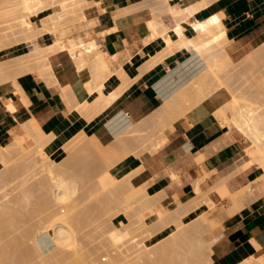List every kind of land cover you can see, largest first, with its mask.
I'll return each instance as SVG.
<instances>
[{
	"label": "crops",
	"instance_id": "1",
	"mask_svg": "<svg viewBox=\"0 0 264 264\" xmlns=\"http://www.w3.org/2000/svg\"><path fill=\"white\" fill-rule=\"evenodd\" d=\"M87 1H93L86 14L94 20L97 33L92 42L104 52L112 72L107 77L106 89L116 90L121 85L118 97L91 117L78 113L74 108L77 104L93 99L94 76L87 66L77 70L65 51H59L53 72L49 55L50 83L34 76L19 77L18 84L27 103L13 85L0 84V147L6 143L10 130L17 132L19 124L31 117L46 134L53 135L54 142L64 136L70 140V134L80 128L87 137H95L101 146H106L123 131L124 123L134 126L149 122L164 98L186 84L203 67L196 55L182 49L165 56L159 66L144 70L142 54L154 52L158 47L156 43L148 45L145 41L151 31L147 25L150 17L147 2ZM196 1L179 0L178 3L187 5ZM207 3L195 12L193 19L203 20L211 13L222 12L228 39L224 49L229 57L240 59L264 43V0H207ZM195 32L188 30L187 35ZM124 68L128 69L130 81L116 74ZM211 87L210 90L205 88L201 95H191L188 98L190 107L150 136L149 143L155 144V149L146 144L137 154L128 153L111 167L110 172L126 175L135 187L147 184L145 190L153 196L154 202L159 200L166 206H173L175 197L188 203L187 206L193 204L191 198L195 196L193 183L196 180H201L203 191L224 181L230 193L254 180L262 172L257 165L232 175L241 150L240 139L214 116L230 95L225 86L215 90ZM8 100L15 107L13 111L6 107ZM120 116L126 119L123 124L118 122ZM125 140L120 144L124 145L117 146L119 149L135 142L131 138ZM210 196L219 200L214 189ZM247 199L244 203L241 200L243 205L230 214L218 212L216 219L220 223L214 231L216 261L213 264H236L246 255L264 258V196ZM209 239L212 238L209 236ZM252 240L257 242L258 248Z\"/></svg>",
	"mask_w": 264,
	"mask_h": 264
},
{
	"label": "rangeland",
	"instance_id": "2",
	"mask_svg": "<svg viewBox=\"0 0 264 264\" xmlns=\"http://www.w3.org/2000/svg\"><path fill=\"white\" fill-rule=\"evenodd\" d=\"M58 1L59 0H0V84L9 83L10 85H12L11 83L12 79H17V81H20L21 78L19 77H24V76H34L38 79H44L46 82L50 83V79H52L50 78V75H49L51 74L52 76L51 67L48 69V67H46L47 65H45L47 53L45 54L46 51L45 49L43 51L42 47H44L45 44L53 40V35L46 34V33H39V32H29V33H23L25 31L20 32L19 30L21 29H19V26H18L19 25L18 19H20L19 17L21 13L32 11L34 12V14H37V15H33V13H31L29 14L30 15L29 19L30 21H32L34 25L39 26L40 19L44 15H47L49 13H54L55 12L54 10L58 12L57 9L59 8L56 9V5ZM81 1L82 2L84 1V2L82 3ZM78 2L80 4L82 3L81 6L83 8L81 7V9H77L75 13L73 12L75 15H72L74 16L73 18L71 17L72 20L70 19L69 14H63V17H61L62 20L63 18H65V16L66 17L69 16L68 18L70 20L68 18L67 19L69 21L65 19L67 23L64 20L65 24L57 28V36L61 38L63 41H67L69 38L68 43L69 41H73V40L74 42H76L78 37L81 38V40L79 38V41L85 42L86 38H87V41L89 40L92 41L93 37L97 36V33L94 32L95 22L93 19L88 18V15L86 14V9L91 4H93V1L78 0ZM61 10L62 9H60L59 11ZM63 10L61 12H63ZM147 12L149 16L151 17L149 10ZM160 19L162 20L165 26L168 27L170 25V22L166 20L168 19V14L166 12L165 13L162 12L160 16H158L156 19L154 20L152 19V23L153 24L155 23L153 26L155 28L156 38L148 40L146 36L145 41L147 42L148 45H151L152 43H156L155 46L156 47L158 46V47L157 48L155 47L156 51L154 52H150V53L145 52L142 54L141 59L144 61L143 65L145 64L150 65L154 62H156V65L161 64L165 56L175 52V51H171L174 48L173 41L172 43H170L171 41L169 43L166 41L163 42V39H162L163 34L160 32L162 28L161 24L163 23H160L159 21ZM149 22L150 21L148 20L147 21L148 26L150 25ZM83 35L85 36V38H83L84 37ZM74 37H77V38H74ZM94 47H95L94 49L95 51L98 50L96 49L97 48L96 45ZM59 56H60V52H54L53 54L49 56V60L52 65L53 72L55 70V66H56L55 64H57ZM230 59L231 60L229 62L227 61L228 63L224 61V63H226L225 64L226 67L222 66L224 67L223 69L225 68L228 69V71L223 70V69L222 71L223 72L227 71L225 75L227 77L228 76L230 77V78L229 77L227 78L228 80L230 79L229 83L226 82L227 79H226V76L223 75L224 73L221 74V71H220L221 75L219 74V72L218 74L222 78L224 76L225 81H222L220 76L217 75L218 79L220 78V82L217 83V80L214 79L216 80L214 82V85L212 83V81L214 80H212L209 85L212 84L211 86L212 87L215 86V89H216V87L220 86V84L221 86H223L222 84L223 82L224 86L227 88L229 92L230 97L233 94L235 95L234 98L238 97V99H236L238 101V102L236 101L237 103H240L241 105L247 103V105L250 104L252 108H256V110L259 109L262 111L264 109V106H263L264 104H262L263 107L259 108V106H261L260 103L264 102V44H262L257 50H254L253 52L241 57L240 59H233L231 57ZM88 65H85V67L86 66L88 67ZM125 70L128 71L127 68ZM90 73L94 76L92 78V84H93L95 82H98L100 79H104L107 81L108 75L111 74L112 72L110 70L107 71L103 69H100V70L96 69V70L90 71ZM116 74L120 76V71L116 72ZM5 76H7V80H4ZM120 78L125 81L127 80L126 78H123V77H120ZM225 83H227L226 85L229 87H227ZM103 84H105L104 81L102 85ZM209 85L208 87H210ZM101 87L102 86H100V88ZM200 87L202 88V86ZM120 88H121V85L118 89L110 90V91L117 93L120 91ZM204 89L205 88H202L201 91L199 89V91L202 93ZM230 90L232 91V94H230L231 93ZM238 91L241 92V95L240 93L237 94ZM91 95L94 96V93H92ZM238 95L241 96V98ZM74 108L78 113L85 114L87 115V117H91L97 112H100L102 110L101 109L102 106L100 105V103L94 102L93 100L91 101L84 100L81 103L77 104ZM227 109L229 108L227 107ZM227 111L228 110H226V115L230 116V112L229 111L227 112ZM154 117L156 116L155 115L152 116L151 120H149V122H146L144 124H142V122L134 126L131 124H128L129 125L128 127L131 129V131L125 132V130L123 129V131H121L120 134L116 136L114 141L108 144L109 148L107 147V145L106 147L101 148L102 146L99 143V146H96L95 148V149L98 148L96 151L95 149H93L94 151H92V147L90 149L91 151L89 149L87 150L86 148H84L83 150L84 154L80 152L82 151L80 150V148L83 149L81 144L84 141L87 142L88 137L82 132L80 128L75 130L72 134H70L69 137H72L70 138V140H66L67 138L64 136L62 137V139H58V141L56 140L54 142L53 135H49V137L51 136L50 137L51 139L49 138L48 143H46L45 145L46 147L40 154H38L39 152L37 151V145L35 143L34 136H31V135L28 136L26 130H24L21 126H19V129L17 132L10 130L9 131L10 138L8 137L6 139V141L9 142V145H8L9 147L7 145L6 146L3 145L0 147V209H1L0 216L2 217V218L0 217V219L2 220L1 221L2 224L5 223L3 224L4 228L3 226H1L3 230H1L2 234L0 233L1 234L0 236H3L4 238L2 239L0 237V264H50V263L51 264H76V263L77 264H100V263L107 264L108 260L110 264L111 262H113V257L116 255L119 256L120 255L119 253H121L122 258L123 257H126V258H124L121 261V259H115V258H121V256L119 257L116 256L114 258V261L115 262L117 260L121 261L120 263L117 261L116 262L117 264L118 263L119 264H122V263L150 264L151 259H152V262L154 261V259L156 261V258H155L156 248L154 247H158L157 245H160V244H155V243L161 239L162 241L165 240L166 238L163 239V237H166V235H164L160 239L159 237L155 238L156 235L154 237H150V239H140V241H136V238L141 236L142 233L145 232L146 228H149L151 227V225H153L151 224V223H154L152 222V218L156 219L157 216L158 217L161 216L162 218H164L165 214L167 215L169 214L167 213V211L165 212L166 209L168 210V212L170 211V214H171L172 209L179 207L180 203H185V202H181L175 197L174 199L175 201L172 202L173 206H166L164 204H160L159 200L158 201L156 200L155 206L159 205L158 206L159 208L160 206L161 208L163 207L165 209V210L163 209L164 212L158 209L155 210L156 208L154 206L150 209H145V211L143 212L137 213L136 211H138V208L141 204V203L139 204L138 202L143 201V198L147 196L148 198L153 197L152 195L150 196L145 190L147 184H144L139 187H135L133 184H131L132 188H128L131 186L127 187V185H130V180L127 176H125L126 177L125 178L124 174L122 173L115 175L110 172L111 167H113L117 162H119L128 153L137 154L138 152H140L146 147V144L148 146H151L153 149L156 148L155 144L151 145L149 143V138L157 130H159L160 128H164L166 126L165 123H167L168 120L166 117L165 118L166 122H164V117H160L159 119L158 117L157 119ZM220 123L223 126L227 127L229 131L237 133L239 136L241 150L237 154V159H236L237 164L234 165V170H233L232 175L239 174L238 172L243 170L242 167H244L245 163H247V161L251 159V156L248 154V150L249 148L251 149L252 142L249 139H247L243 134H241L233 124L222 123V122ZM76 131H78V134H75ZM123 137L127 140L128 138H131L132 140L135 141L133 144H131L132 145L131 146L132 148L130 147L131 149L127 147L121 150L117 147L118 146L116 145L117 141H119L120 139L122 140ZM53 142L55 145L52 144ZM114 145L117 147V149L116 147H114ZM88 151L91 153H89ZM92 152L94 153L97 152V153L92 154ZM94 155L96 156L97 159L93 158L95 157ZM97 155H100V157ZM26 156L27 158H25ZM98 158H101V160ZM49 162L53 166L52 167L50 165L52 168L51 173L49 170H46ZM101 162H103V164ZM43 164H46L47 167H45V165L43 166ZM252 165H257V164L253 163ZM53 173L57 177H59L60 175L63 176L62 179L65 178L66 182L73 184L72 186L74 188V191L73 192L71 191L70 192L71 194L69 193V195L63 201L62 200L60 201L63 203L54 204L55 203L54 197L50 195L51 194L50 184L52 181L51 177L52 175L54 176ZM122 176L123 178H125L124 179L126 180L125 182L122 181L123 180ZM262 178H263V175L262 173H260L254 180L248 181L247 184L241 185L239 188L237 187L231 191H233L236 194H239V198H242L243 203L246 200L248 201L247 197L250 195L251 196L253 195L252 197H256V198L257 196L258 197L262 195L264 196V187L262 185V181H263ZM119 179L120 180L122 179L121 180L122 184L118 183L117 180ZM72 181L75 183V185ZM116 183H118L119 185H123V186L126 184L127 185L125 187L120 186V188H117L119 187L118 185L117 187L114 188V185ZM112 185L114 189L112 188ZM198 185L199 186L201 185L199 180H198ZM125 188H126V191H125ZM213 189L214 191H216L219 197V200L213 199L210 196V191H212L211 189H209L208 191L207 190L203 191V189L200 186V188L198 189L200 193L199 192L197 193V191L195 192L194 190V194L197 199L194 198L195 196L192 197L191 199H195L197 201L201 200L202 202L200 201V203H198L199 202L198 201L195 206H193V204L191 203L190 211L192 214L190 213L189 215L186 214V216L181 217V220L183 221L184 225H187L191 218L199 216V214L201 213V210L204 211L203 214L205 215V220L200 221L202 223L203 228L199 236L203 238L204 240H210L209 239V236H210V238H213L215 242L216 236H215L214 231L216 227L218 226V224L220 223V221L218 222V219H216L218 212L228 214L231 211H235L239 209L240 207H238L236 203L229 198V196H220V192L215 187ZM135 190H136V195H134ZM244 191H246L245 194H244ZM118 194H119V197L121 196V198L117 197ZM124 195L126 197H124ZM51 198H53V200ZM123 198H125V201ZM136 198H138L139 201L136 200ZM245 198L246 200H244ZM131 199H133L132 204L130 203ZM128 200L130 201L127 203ZM195 200L193 201V203L196 202ZM51 202L57 206V209H56V206L52 207ZM207 203H210V204L207 205ZM45 204H46V207H45ZM47 204L51 205L50 207H52V209L49 206H47ZM126 204L128 205L126 206ZM227 204H230V205L228 206ZM47 207L51 211H48ZM53 208H54V211H52ZM68 208L71 210H68ZM2 209H4L5 211H3ZM55 210L60 211V212L62 210L60 214H64V212L67 213L68 211L71 212L73 210L72 215L75 220L73 224V229L74 228L75 229L73 231L74 234L72 235L75 237L73 238L70 237L69 239L65 241H61L62 244L61 242H57L55 238L52 237L53 235H52V230H50V227H51L50 225L46 223L41 224V223H44V221L42 222V217H44L45 221L46 219L48 220L50 215L53 213H51L50 215L48 214L49 217L48 215H46V213L55 212ZM44 211L45 212L47 211V212L45 213ZM161 212L163 213L164 216H162ZM45 215L47 216V218ZM134 217H136V219L139 218L138 220L140 221L136 220ZM119 221H120V224H122L121 226L119 224ZM8 222L10 225L8 224ZM27 222H29L30 224ZM57 222H60V221L57 220ZM124 223H126L125 224L126 226L129 225L128 227H130V225L133 227L132 229L128 228L129 235L127 233V236L125 234V231L126 232L128 231L126 230L127 227L123 226ZM12 225L14 229L12 228ZM10 226H11V229H10ZM6 227L7 228L9 227V228L7 229ZM122 227L126 229L124 230ZM210 227L211 228L213 227L212 228L213 231H211ZM113 228L117 234L119 232V235L122 236L121 239L126 237L123 242H120L123 239L117 242L118 246L116 243H114L109 238L108 231ZM28 229L31 230L30 231L31 233L27 232ZM26 232L30 234V236H28V234L26 235L25 234ZM7 233L8 235H6ZM132 236L135 239H132ZM135 236H138V237H135ZM10 237L11 239H9ZM108 238L110 240H108ZM1 240L3 241L5 240V241L2 242ZM131 240L132 241L134 240L135 242L133 243ZM142 240L143 242H141ZM148 240L152 242L148 243L147 242ZM110 241H112L113 244ZM136 242H139V245ZM178 242L176 241V243ZM181 242H180L181 245L177 244V246L175 245L176 243L174 242L172 243V246L175 245L174 247L177 251L171 245L170 246L168 245L167 248L172 247L174 249L173 252L176 251V253L174 252L176 256L181 255V254H177L178 250L180 253H182V255L185 253H186L185 255H188V252L191 251L189 247H192V245H189V247H187V244H190L189 242L188 243L185 242L186 244L184 243V245H183V242L182 243ZM11 243L12 244L15 243V245H13L12 247ZM127 243H129L130 245ZM158 243H161V242L159 241ZM149 244L151 245V247L149 246ZM153 244L155 245L153 246ZM169 244H171V242ZM8 245L10 246L8 247ZM36 245L38 246L39 249H36L35 247ZM140 245L144 249H146V247L151 248V249L149 250L146 249L147 252L144 253V251L146 250H144ZM136 248H139V249L136 250ZM172 248L170 250H167L166 257H169V258L172 257V259L175 258V260H177L176 258L178 256L176 257L175 255H173L174 256L173 257L170 254L172 252L171 251ZM188 249L189 251L186 252ZM108 251L109 252L111 251L110 257H109ZM112 254L113 255L116 254V255L113 256ZM138 254L141 257H139ZM148 254L149 256L152 254L151 255L152 257L151 256L149 257ZM142 255H146V257H143ZM211 256L213 259L210 261V263L213 264L216 261L214 243L212 246L211 253L207 254V257H211ZM256 256H259V255H252V256L246 255L244 256V258L250 261L251 264H254V263L258 264L257 261H259L260 264H264L263 261L261 262L262 258L259 259V257H256ZM125 259L126 260L128 259V260L126 261ZM147 259L150 261L148 262ZM184 261L185 260H182L183 264L188 263V262L184 263ZM239 261L240 260L236 261V263H238ZM153 264H157V262L155 263L153 262ZM177 264H181V263L179 262Z\"/></svg>",
	"mask_w": 264,
	"mask_h": 264
},
{
	"label": "bare ground",
	"instance_id": "3",
	"mask_svg": "<svg viewBox=\"0 0 264 264\" xmlns=\"http://www.w3.org/2000/svg\"><path fill=\"white\" fill-rule=\"evenodd\" d=\"M178 1L179 0H143V2H147V5H149L150 7H149V13L151 14V17H149L147 20H149L150 22V25H149V28H150V35L147 37L148 38V40L149 39H153V38H156L155 37V28H154V24L152 23V19L154 20V19H156L158 16H160V14L162 13V12H166L167 14H168V19H167V21H169L170 22V25L167 27V26H165L164 25V23L162 22V20L160 19L159 21H160V23H163V24H161V30H160V32L163 34V42H170V43H172V41H173V46H174V48H173V50H171V51H176V50H182V49H186V50H188L189 52H191L193 55H196L198 58H199V60L203 63V67L200 69V70H198L196 73H195V75L188 81V82H186V84H184L183 86L181 85V87H179V88H176L175 90H173L172 91V93L170 94V95H168L165 99H164V101H163V103L158 107V109H157V112H156V114H154L156 117H154V118H156L157 119V117H158V119L160 118V117H164V122H166V120H165V118L167 117V120H168V124H169V122H171V120L173 121V119H175V118H177V117H179V116H181V114L184 112V111H186L189 107H190V105L188 104V98L189 97H191V95H193V94H199V95H201V90H202V88H206L207 89V87H208V85L211 83V81L212 80H214V79H216L217 80V83H219L220 82V78L222 79V81H225V77L223 76V78H224V80H223V78L220 76L222 73H224L223 75H225V73L228 71V69H223L224 67H226V63H224V61L225 62H229L231 59H230V57H229V55L226 53V51H225V49H224V45L228 42V41H226V40H228L227 38H226V27H225V25H224V22H223V15H222V12L221 13H211V14H209V16H207L205 19H203V20H196V19H193V16H194V14H195V12L197 11V10H199L200 8H203L206 4H208L207 3V0H198V1H196V2H194V3H191V4H187V5H181V4H179L178 3ZM181 1V0H180ZM59 2V3H58ZM57 2V5H56V9L57 8H59V9H57L58 10V12L56 11V10H54L55 12L54 13H49V14H47V12H46V14L47 15H44L41 19H40V24H39V26L38 25H34L33 23H32V21H30V19H29V14H31V13H33V15H37V14H34V12H32V11H28V12H25V13H21L20 14V19H18V23H19V29H21V30H19L20 32H23V31H25V32H23V33H29V32H39V33H46V34H50V35H53V40L52 41H50L49 43H47V44H45L44 45V47H42V49H43V51H44V49H45V54H46V62H45V65H47L46 67H48V69L51 67L50 66V64H49V62H48V56L49 55H51V54H53L54 52H59V51H65L66 52V54H67V56H68V58L73 62V63H75L76 65L75 66H77V70H79V69H82V68H84L85 67V65H88V68H90L88 71L90 72V71H93V70H96V69H103V70H107V71H109V68H108V63H107V61H106V59H105V54H104V52L102 51V52H100L99 51V49L98 50H94L95 49V45H94V43L91 41V40H89V41H87V38H86V41L85 42H83V41H79V38L80 37H78V41L76 40V42H74V40L73 41H69V43H68V40H69V38H68V40L67 41H63L61 38H59L58 36H57V28L58 27H60L61 25H64L65 24V22H64V20L66 19V20H68L69 18V16H70V19H71V17L73 18L74 16H72V15H75L74 13L76 12V10L77 9H81V4L84 2H82L81 4L78 2V0H59ZM210 2V1H209ZM157 4H159V5H157ZM84 6V5H83ZM152 6H154V7H152ZM55 7V6H54ZM61 7V8H60ZM63 7V8H62ZM83 8V7H82ZM60 9H64L63 10V12H61V11H59ZM74 12V13H73ZM63 14H69V16L68 17H66L65 16V18H63V20H62V18L61 17H63ZM139 14V13H138ZM68 18V19H67ZM69 19V20H70ZM65 20V21H66ZM68 20V21H69ZM72 20V19H71ZM158 22V21H157ZM66 23H67V21H66ZM112 28H114V27H112ZM113 30H115V29H113ZM188 30H190L191 32L193 31V30H196V32L195 33H193V34H191V35H187V31ZM86 33V32H85ZM87 34V33H86ZM88 34H90V33H88ZM78 35V34H77ZM76 35V36H77ZM84 36V35H83ZM82 36V37H83ZM66 38V37H65ZM74 38H77V37H74ZM73 38V39H74ZM83 38H85V36L83 37ZM91 38V37H90ZM70 39H71V37H70ZM92 39V38H91ZM94 39V38H93ZM92 39V40H93ZM64 40H66V39H64ZM80 40H81V38H80ZM232 41V40H231ZM264 44V43H263ZM97 49V48H96ZM43 54H44V52H43ZM178 56V55H177ZM45 58V57H44ZM39 62V61H38ZM227 62V63H228ZM224 63V64H223ZM40 64V63H39ZM43 64H44V62H43ZM186 64V63H185ZM42 65V64H41ZM158 65H160V64H157L156 65V62H154V63H152V64H150V65H143L142 67L144 68V70H147V69H149V68H155V67H157ZM222 66H224V67H222ZM76 68V67H75ZM220 68H221V70H220ZM126 68H124V69H122V70H120V77H123V78H126L127 80H131V79H129V78H127V76H129V72L128 71H126L125 70ZM222 69L223 70H227V71H225V72H223L222 71ZM230 70V69H229ZM170 71V70H169ZM169 71H168V73H169ZM220 71H221V74H220ZM218 72H219V74H218ZM228 74H229V72H228ZM227 74V75H228ZM217 75H219L220 76V78L218 79V76ZM232 75V74H231ZM230 75V76H231ZM226 76V75H225ZM229 77V76H228ZM227 76H226V79L228 78ZM230 78V77H229ZM232 78V77H231ZM4 80H7V76H5L4 77ZM216 80H214V81H212V83L214 84V82L216 81ZM230 80V79H229ZM229 80L227 79V83H229ZM103 81L105 82V84H103L102 85V83H103ZM11 83H12V85L14 86V90L16 91V92H18L20 95H21V98H22V100H23V102H25V103H27L28 102V100L26 99V97H25V95H24V92H22V90H21V88L19 87V84H18V81H17V79H12V81H11ZM227 83H225V85L227 84ZM222 84H223V86H224V83L222 82ZM100 86H102L101 88H100ZM200 86H202V88L200 87ZM207 86V87H206ZM209 86H211V85H209ZM227 86V85H226ZM218 87H222L221 86V84H220V86H218ZM218 87H216V89L218 88ZM227 87H229V86H227ZM212 89L214 88L215 89V86L214 87H211ZM199 89H200V91H199ZM209 89H210V87H209ZM213 89V90H214ZM230 89V88H229ZM92 90H93V92L92 93H94V96H93V101L94 102H98V103H100V105L102 106V108L101 109H103V108H105L106 106H108L109 104H111L112 103V101L113 100H115L117 97H118V94H119V92H117V93H114L113 91H110V90H107L106 89V80H104V79H100L98 82H95V83H93L92 84ZM234 91V90H233ZM220 92V91H219ZM230 94H232V91L230 90ZM233 93H235V92H233ZM240 93V95H241V92L240 91H238V93L237 94H239ZM234 95V94H233ZM232 95V96H233ZM230 97V99L222 106V107H220V108H218L216 111H215V115L214 116H216V118L218 119V122H219V120H220V122H222V123H229V124H233L235 127H236V129L241 133V134H243L247 139H249L251 142H252V147H251V149L249 148V150H248V154L251 156V159H249L248 161H247V163H245V165H244V167H242L243 169L244 168H247L248 166H250V165H252L253 163H255V164H257V166H259L261 169H262V175H263V178H262V185H263V187H264V109L261 111V110H256V108H252L251 106H250V104H248L247 105V103L246 102H244V103H246V104H240V103H237L238 101L236 100V99H238V97H236V98H234L235 97V95L233 96V97ZM239 96V95H238ZM240 98H241V96H239ZM237 101V102H236ZM22 102V101H21ZM203 104V103H202ZM262 104H264V102H262V103H260V105L261 106H259V108L260 107H263L262 106ZM228 105V106H227ZM203 106V105H202ZM6 107L10 110V111H13L14 109H15V107H14V105H13V103L10 101V100H8L7 102H6ZM199 107V106H198ZM227 107L229 108V109H227ZM196 108V107H195ZM204 108V107H203ZM201 109V108H200ZM198 110V109H197ZM202 110V109H201ZM226 110H228L229 112H230V116H227L226 115ZM227 111V112H228ZM153 114V113H152ZM199 114V113H198ZM153 116V115H152ZM118 122H120V123H124L125 121H126V119H124L123 118V116H120V117H118ZM150 120H151V118H150ZM176 120V119H175ZM160 121V120H159ZM162 122H163V120H162ZM167 123H165V125L167 124ZM129 123L128 122H126V123H124V130H125V132H129V131H131V129L128 127L129 125H128ZM2 125V124H1ZM3 126V125H2ZM19 126H21L24 130H26V132H27V135L28 136H34V139H35V143H36V145H37V151L39 152L38 154H40L43 150H44V148L46 147L45 145H46V143H48V141H49V138L51 137H49V134H46V132L45 131H43V129L39 126V124H38V122L35 120V119H33L32 117H31V119L29 118V120H26V122H22V123H20L19 124ZM51 133V132H50ZM9 138H10V136H8ZM126 138H127V136H126ZM51 139V138H50ZM88 139V141L87 142H83L82 144H81V146H82V148L83 149H81L79 146V148H80V150H82V151H80V152H82L83 153V150H84V148H86L87 150L89 149H91V147H92V151H94L93 149H95L96 148V146H99V141L95 138V137H88L87 138ZM129 139V138H128ZM121 140V139H120ZM117 141V144L116 145H119V147H121L122 145H124V144H122V145H120L122 142H124V141H122V140H125V138L123 137V139L121 140V141ZM127 141V139L125 140V142ZM131 141V140H130ZM139 141V140H138ZM102 142V141H101ZM120 142V143H119ZM128 143V142H127ZM115 144V143H114ZM126 144V143H125ZM129 144H131V143H129ZM133 144V143H132ZM8 146L9 145V142L8 141H6V143L4 144V146ZM132 146V145H131ZM130 146V147H131ZM9 147V146H8ZM90 147V148H89ZM103 147H106V146H102L101 148H103ZM107 147L109 148V146L107 145ZM114 147H116L115 145H114ZM118 147V148H119ZM127 147V146H126ZM129 147V149H131ZM8 149H10V148H8ZM36 149V148H35ZM98 149V148H97ZM97 149H95V151L97 150ZM114 149V148H113ZM116 149H117V147H116ZM124 149H125V147H124ZM103 150V149H102ZM121 150H123V148L121 149ZM11 151V150H10ZM91 151V150H90ZM119 151V150H118ZM89 152V151H88ZM35 153V152H34ZM89 153H91V152H89ZM88 153V154H89ZM94 152H92V154H93ZM97 152H95L94 154H96ZM98 153H99V151H98ZM84 154V153H83ZM87 155V154H86ZM100 155H101V153H100ZM100 155H97V156H99L100 157ZM73 156V155H72ZM92 156V155H91ZM90 156V157H91ZM95 156V155H94ZM29 157V156H28ZM69 157H71V156H69ZM88 157V156H87ZM86 157V158H87ZM25 158H27V156L25 157ZM93 158H96V156L95 157H93ZM102 158V157H101ZM101 158H98V159H100L101 160ZM84 159V158H83ZM97 159V158H96ZM92 160V159H91ZM93 161V160H92ZM96 161V160H95ZM98 162H100V161H98ZM102 164H103V162H101ZM46 164H48V163H46ZM46 164H43V166L45 165V167H47L46 168V170H49L50 171V173H51V164H50V162H49V164L46 166ZM51 165V166H50ZM101 165V164H100ZM53 167V166H52ZM69 168V167H68ZM65 169V168H64ZM61 170V169H60ZM59 172V171H58ZM54 174V173H53ZM57 174V173H56ZM60 175V174H59ZM54 176H55V174H54ZM53 175H52V177H51V175H50V177H51V179H52V181H51V187H50V195H52V197H54V201H55V203L54 204H56V203H63V202H60L61 200L63 201L68 195H69V193L72 191H74V188H73V184H70V183H68V182H66L65 181V178H63L62 179V177L63 176H61V178H60V176L59 177H57V176H55L54 177ZM85 176H87V175H85ZM126 175H124V177H125ZM203 177V176H202ZM229 177V176H228ZM89 178V177H88ZM122 178H123V176H122ZM126 178V177H125ZM125 178H123V180L122 181H126V180H124ZM204 178V177H203ZM120 179L119 180H117L118 181V183L120 184L122 181H121ZM71 181V180H70ZM127 181H128V179H127ZM201 181V180H200ZM73 182V181H72ZM71 182V183H72ZM123 182V183H124ZM74 183V182H73ZM115 183V182H114ZM118 183H116L115 185H114V188L115 187H117L119 184ZM122 184V183H121ZM74 185H75V183H74ZM113 185H112V188H113ZM127 185V184H126ZM126 185H119V187H117V188H120V186H122V187H125ZM193 185H195V192L197 191V193L199 192L198 191V189H199V187H198V181L196 180L195 181V184L193 183ZM128 186H131V187H128ZM127 187L128 188H132V185H131V183H130V185H127ZM76 188V187H75ZM113 188V189H114ZM219 192H220V196H229V198L232 200V201H234L235 203H236V205L238 206V207H241V204H242V202H240L241 200H242V198H239V194H236V193H230L229 192V190L227 189V187H226V184L224 183V181L220 184V185H218L217 184V186L215 187ZM247 188V187H246ZM123 189V188H122ZM121 189V190H122ZM135 189V188H134ZM134 189H132V190H134ZM213 188L211 187V190H212ZM109 190V189H108ZM111 190V189H110ZM140 190V189H139ZM247 190V189H246ZM125 191H126V188H125ZM208 191V190H207ZM241 191V190H240ZM135 192V194L134 195H136V190L134 191ZM139 192V191H138ZM245 192L246 191H244V194H245ZM120 193V192H119ZM123 193V192H122ZM200 193V192H199ZM71 194V193H70ZM126 194V193H125ZM142 194V193H141ZM243 194V193H242ZM250 194V193H249ZM106 195V194H105ZM122 195V194H121ZM141 196V195H140ZM146 196V195H145ZM253 196V195H252ZM252 196L250 195V197H251V199H252ZM255 196V195H254ZM117 197H119V194H118V196ZM124 197H126L125 195H124ZM244 197V196H243ZM249 197V196H248ZM119 198H121V196L119 197ZM146 198H148V196L147 197H145V198H143V201H139L138 200V198H136V200H138L139 202V204H140V206H139V208H138V211H136L137 213H139V212H143V211H145V209H150V208H152V207H154L155 206V202H154V200L152 199V198H148V199H146ZM52 200H53V198H51ZM50 199V200H51ZM124 199V201H125V198H123ZM122 199V200H123ZM145 199V200H144ZM197 199V198H196ZM240 199V200H239ZM49 200V201H50ZM119 200V199H118ZM134 200H135V198H134ZM153 200V201H152ZM195 200V199H194ZM244 200H246V198L244 199ZM48 201V202H49ZM130 200H128L127 201V203L129 202ZM132 201H133V199H131V201H130V203L132 204ZM196 202H194L193 203V206H195L196 205V203L199 201H197V200H195ZM201 201V200H200ZM200 201L198 202V203H200ZM247 201V200H246ZM72 202V201H71ZM193 202V201H192ZM202 202V201H201ZM52 203V202H51ZM126 203V202H125ZM129 203V204H130ZM211 203V202H210ZM210 203H207V205H209ZM248 203V202H247ZM50 204V203H49ZM53 203L51 204L52 205V207H55L56 205H54ZM70 204V203H69ZM73 204V203H72ZM138 204V205H139ZM184 204V203H183ZM188 204V203H187ZM187 204L185 203L184 205H182L181 204V206H183V208L179 205V207H176V208H174V209H172V211H171V214H170V211L168 212V210L166 209H164L163 207L161 208V206H160V208L156 205L155 206V210H160V211H162V212H164V210H165V212L167 211V213H169L168 215L167 214H165V216L163 215V213L161 212V214H162V216H164V218H162L161 216L160 217H158L157 216V218L155 219V218H152V222H154V223H151V224H153V225H151V227H149V228H146L145 229V232L144 233H142V235L141 236H135V237H138V238H136V241H140V239H150V237H154L155 235V238L157 237H159V239L160 238H162L164 235H166V237H163V239L164 238H166L165 240H163L162 241V239L161 240H159L161 243H158V242H156L155 244H160V245H157L158 247H154V248H156V261H155V259H154V263L155 262H157V264H177V263H181V264H183L182 263V260H185L184 261V263L185 262H188L187 264H211L210 263V261L213 259L212 258V256L211 257H207V254L208 253H211V251H212V246H213V243H214V239L212 238V239H210V240H204L203 238H201L200 236H199V234H200V232H201V230H202V228H203V226H202V223L200 222V221H204L205 220V215L203 214L204 213V211H202L201 210V213L199 214V216H196V217H193V218H191L190 220H189V222H188V224L187 225H184L183 224V221L181 220V217H183V216H186V214H188L189 215V213L190 214H192L191 213V205L189 206H187ZM51 205H48L47 204V206H51ZM54 205V206H53ZM64 205V204H63ZM66 205V204H65ZM77 205V204H76ZM128 204H126V206H127ZM137 205V206H138ZM243 205V204H242ZM43 206V205H42ZM67 206V205H66ZM197 206H198V204H197ZM45 207H46V204H45ZM52 207H50L51 209H52ZM68 207V206H67ZM73 207H74V205H73ZM37 208V207H36ZM48 208V207H47ZM46 208V209H47ZM61 208V207H60ZM71 208V207H70ZM56 209H57V206H56ZM136 209V208H135ZM164 209V210H163ZM1 210V209H0ZM3 211H5L4 209H2ZM45 210V209H44ZM48 211H51L49 208L47 209ZM68 210H71V209H69L68 208ZM126 210V209H125ZM134 210V209H133ZM152 210V209H151ZM150 210V211H151ZM34 211V210H33ZM38 211V210H37ZM52 211H54V208H53V210ZM64 211V210H63ZM119 211V210H118ZM148 211V210H147ZM2 212V211H1ZM45 212V211H44ZM47 212V211H46ZM45 212V213H46ZM61 212H62V210H61ZM60 211H56L55 210V212H47L46 213V215H50L51 213H53V214H51L50 215V217H49V215H48V220L46 219V221L44 220V217H42V222L44 221V223H41V224H48V225H50L51 227H50V230H52V237L53 238H55V240L57 241V242H61V241H65V240H67V239H69L70 237H75V236H73L72 234H74L73 233V231H74V229H73V224H74V222H75V220H74V218H73V215H72V212H73V210L70 212V211H68V212H70V213H65L64 212V214H60L61 213ZM76 212V211H75ZM74 212V213H75ZM134 212V211H133ZM206 212V211H205ZM228 212V211H227ZM231 212H233V211H231ZM9 213V212H8ZM34 213V212H33ZM44 213V214H45ZM3 214V213H2ZM6 214V213H5ZM12 214V213H11ZM15 214V213H14ZM19 214H20V212H19ZM43 214V215H44ZM116 214V213H115ZM124 214V213H123ZM160 214V213H159ZM160 214V215H161ZM206 214V213H205ZM230 214V213H229ZM1 215V214H0ZM45 215V216H46ZM74 215H76V214H74ZM21 216V215H20ZM40 216V215H39ZM114 216V215H113ZM1 217V216H0ZM15 217V216H14ZM2 218V217H1ZM5 218V217H4ZM20 218V217H19ZM29 218V217H28ZM46 218H47V216H46ZM111 218V217H110ZM135 219H136V217H134ZM11 219V218H10ZM41 219V218H40ZM139 219V218H138ZM138 219H136V220H138ZM189 219V218H188ZM24 220V219H23ZM57 220L58 221H60V222H57ZM76 220H77V218H76ZM186 220H187V218H186ZM2 220L0 219V233H1V230H3L2 229V227L1 226H3V228H4V225L3 224H5V223H3L2 224V222H1ZM20 221V220H19ZM30 221V220H29ZM138 221H140V220H138ZM4 222V221H3ZM12 222V221H11ZM14 222V221H13ZM40 222H41V220H40ZM103 222V221H102ZM174 224H173V223ZM186 222V221H185ZM27 223H29V222H27ZM27 223H25V224H27ZM172 223V224H171ZM8 224H9V222H8ZM20 224V223H19ZM30 224V223H29ZM119 224H120V221H119ZM126 223H124V227H127V231H128V228L129 229H132L133 227L130 225V227H128L129 225H128V223H127V225L128 226H126L125 225ZM136 224V223H135ZM207 224V223H206ZM7 225V224H6ZM10 225V224H9ZM8 225V226H9ZM15 225V224H14ZM122 224H120V226H121ZM29 226V225H28ZM27 226V227H28ZM55 226V227H54ZM76 226V225H75ZM136 226V225H135ZM150 226V225H149ZM58 227V228H57ZM146 227V226H145ZM7 228V227H6ZM5 228V229H6ZM9 228V227H8ZM7 228V229H8ZM12 228H13V225H12ZM26 228V227H25ZM123 228V227H122ZM211 228V227H210ZM6 229V230H7ZM10 229H11V226H10ZM14 229V228H13ZM17 229V228H16ZM22 229V228H21ZM24 229V228H23ZM27 229V228H26ZM32 229V228H31ZM124 229V228H123ZM124 229V230H125ZM6 230H4V231H6ZM4 231H3V233H4ZM19 231V230H18ZM31 230L30 229H28L27 230V232L29 233ZM10 232V231H9ZM13 232V231H12ZM11 232V233H12ZM25 233L26 235L28 234V233ZM109 232V238L114 242V243H116L117 244V242L118 241H120V240H122V241H120V242H123L124 241V239L126 238H122L121 239V235H119V232H118V234L116 233V231L114 230V228L113 229H111V230H109L108 231ZM31 233V232H30ZM121 233V232H120ZM127 233H128V235H129V231L128 232H126L125 231V234H126V236H127ZM2 234V233H1ZM0 234V235H1ZM24 234V235H25ZM124 234V235H125ZM196 236H195V235ZM6 235H8V233L6 234ZM133 235V234H132ZM168 235H169V237H168ZM13 236H14V234H13ZM28 236H30V234H28ZM27 236V237H28ZM107 236V235H106ZM194 236H195V238H194ZM2 239H4L3 238V236H0ZM7 237V236H6ZM21 238V237H20ZM71 238V239H72ZM108 238V240H110ZM206 238V237H205ZM6 239V238H5ZM9 239H11V237L9 238ZM16 239V238H15ZM131 239V238H130ZM132 239H135L133 236H132ZM180 241H179V240ZM129 240V239H128ZM153 240V239H152ZM178 242V243H176V241ZM2 242H4L3 240H1ZM8 241V240H7ZM6 241V242H7ZM10 241V240H9ZM13 241V240H12ZM16 241V240H15ZM112 241H110L111 243H112ZM132 241V240H131ZM183 242V245H184V243L185 242H189L190 244H187V247H189V245H192V247H189V249L191 250L190 252H188L189 251V249L186 251V252H188V255H185V254H183L182 255V253H180L179 252V250H178V253L177 254H181L180 256H176V254H174V252L176 253V249H175V245L177 246V244L179 245L180 244V242ZM1 242V243H2ZM5 242V243H6ZM19 242V241H18ZM74 242V241H73ZM133 243L135 242L134 240L132 241ZM141 242H143V240L141 241ZM148 243L149 242H152V241H150V240H148L147 241ZM146 242V243H147ZM171 242V244H169ZM176 243L175 245H173L172 246V243ZM181 242V243H182ZM20 243V242H19ZM136 243H138V245H139V242H136ZM135 243V244H136ZM217 243V242H216ZM252 243L254 244V246L256 247V248H258L259 247V245L257 244V242L256 241H254V240H252ZM4 244V243H3ZM10 244V243H9ZM12 244V243H11ZM58 244H60V243H58ZM61 244H62V242H61ZM113 244V243H112ZM127 244H129V243H127ZM145 244V243H144ZM155 244H153V246L155 245ZM186 244V243H185ZM220 244V243H219ZM13 245H15V243H13L11 246L13 247ZM63 245H64V243H63ZM126 245V244H125ZM130 245V244H129ZM168 245L170 246H172V247H174V249L176 250V251H174L173 252V248H172V252L170 253L172 256L173 255H175L177 258V260H175V258L174 259H172V257L171 258H169V257H166V253H167V250H170L171 248H167L168 247ZM181 245V244H180ZM6 246H7V244H6ZM10 245H8V247H9ZM115 246V245H114ZM117 246H118V244H117ZM121 246V245H120ZM141 246V245H140ZM142 246H143V244H142ZM141 246V247H142ZM149 246L151 247V245L149 244ZM148 246V247H149ZM11 247V248H12ZM36 247V249H39L38 248V246L36 245L35 246ZM41 247V246H40ZM10 248V249H11ZM16 248H18V247H16ZM143 248V247H142ZM193 250H192V249ZM131 249V248H130ZM137 249H139V248H136V250ZM144 249V248H143ZM146 249H151V248H147L146 247ZM146 249H144V250H146ZM153 249V248H152ZM155 250V249H154ZM186 250V249H185ZM116 251V250H115ZM109 252V251H108ZM107 252V253H108ZM111 252V251H110ZM108 253L109 254V257H110V254L111 253ZM145 252H147V250L146 251H144V253ZM150 252V251H149ZM170 252V251H169ZM169 252H168V254H169ZM105 253V252H104ZM173 253V254H172ZM184 253V252H183ZM120 255L119 256H121V258H115L117 255L116 254H114V255H116V256H114L113 254V262H111L110 264H115L116 262L114 261V258L115 259H121V261L124 259V258H126V257H123L122 258V255H121V253H119ZM112 255H111V257H112ZM152 255V254H151ZM150 255V256H151ZM153 255H155V254H153ZM185 255V256H184ZM2 256V255H1ZM119 256H117V257H119ZM127 256V255H126ZM138 256H139V254H138ZM143 257H146V255H142ZM148 256H149V254H148ZM147 256V257H148ZM149 256V257H150ZM183 256V257H182ZM139 257H141V256H139ZM138 257V258H139ZM152 257V256H151ZM174 257V256H173ZM180 257V258H179ZM21 258V257H20ZM104 258V257H103ZM181 258H183V259H181ZM185 258V259H184ZM261 258V256L259 257V259ZM58 259V258H57ZM102 259V258H101ZM149 259V258H148ZM147 259V260H148ZM180 259H181V261H180ZM257 259V258H256ZM255 259V260H256ZM126 260V259H125ZM128 260V259H127ZM126 260V261H127ZM258 260V259H257ZM75 261V260H74ZM73 261V262H74ZM121 261H118L119 263L121 262ZM150 260H148V262H149ZM178 261V262H177ZM254 261V260H253ZM264 262V258H262V260H261V262ZM72 262V263H73ZM152 264H153V262H152V259H151V261H150ZM258 262V264H260L259 263V261H257ZM76 263V262H75ZM107 263V262H106ZM118 263V264H119ZM150 263V264H151ZM51 264V263H50ZM77 264V263H76ZM100 264H102V263H100ZM107 264H109V260H108V263ZM117 264V263H116ZM122 264H125V263H122ZM186 264V263H185ZM236 264H251V262L250 261H248L246 258H241V260L238 262V263H236ZM255 264V263H254Z\"/></svg>",
	"mask_w": 264,
	"mask_h": 264
}]
</instances>
